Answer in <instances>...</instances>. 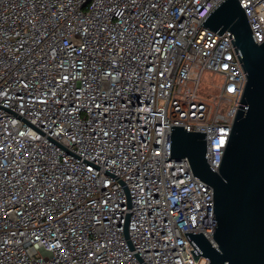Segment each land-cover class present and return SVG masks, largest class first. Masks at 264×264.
<instances>
[{"label": "built area", "instance_id": "2783aa9c", "mask_svg": "<svg viewBox=\"0 0 264 264\" xmlns=\"http://www.w3.org/2000/svg\"><path fill=\"white\" fill-rule=\"evenodd\" d=\"M222 1L0 0V264L209 263L185 232L212 240L213 191L171 125L219 167L247 81L202 24ZM240 2L264 41V0Z\"/></svg>", "mask_w": 264, "mask_h": 264}, {"label": "water", "instance_id": "95a60500", "mask_svg": "<svg viewBox=\"0 0 264 264\" xmlns=\"http://www.w3.org/2000/svg\"><path fill=\"white\" fill-rule=\"evenodd\" d=\"M202 24L230 34L247 81L217 169L207 160L206 131L171 125L170 158H188L213 191L212 240L185 234L195 261L203 254L208 264H264V41L255 39L240 0H223Z\"/></svg>", "mask_w": 264, "mask_h": 264}, {"label": "rangeland", "instance_id": "374dc122", "mask_svg": "<svg viewBox=\"0 0 264 264\" xmlns=\"http://www.w3.org/2000/svg\"><path fill=\"white\" fill-rule=\"evenodd\" d=\"M218 77V75H214L212 72L205 70L202 74V80L199 84L200 88H211L213 83L220 82Z\"/></svg>", "mask_w": 264, "mask_h": 264}]
</instances>
